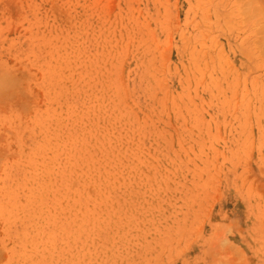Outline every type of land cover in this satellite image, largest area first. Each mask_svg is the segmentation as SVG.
Wrapping results in <instances>:
<instances>
[{
  "label": "rangeland",
  "instance_id": "obj_1",
  "mask_svg": "<svg viewBox=\"0 0 264 264\" xmlns=\"http://www.w3.org/2000/svg\"><path fill=\"white\" fill-rule=\"evenodd\" d=\"M0 264H264V0H0Z\"/></svg>",
  "mask_w": 264,
  "mask_h": 264
}]
</instances>
